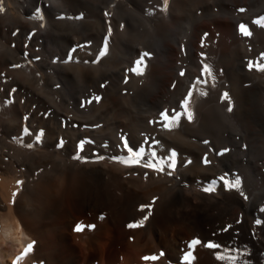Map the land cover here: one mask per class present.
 <instances>
[{
    "label": "rangeland",
    "instance_id": "rangeland-1",
    "mask_svg": "<svg viewBox=\"0 0 264 264\" xmlns=\"http://www.w3.org/2000/svg\"><path fill=\"white\" fill-rule=\"evenodd\" d=\"M21 2L13 14L0 9V142L5 143L4 150L16 145L26 148L21 158L27 173L51 177L60 167L56 164L59 151L67 160L76 161L87 156L89 149L111 150L119 145L130 156L122 138L116 146L97 136L112 115L130 120L127 125L135 134H130L127 143L134 152L144 149L140 158L158 164L165 161V170H170L167 161L176 146L172 142L182 137H188L187 142L197 140L198 136L200 146L211 142L210 148L216 147L214 154L223 157L226 168L232 166L230 172L243 170L248 159L264 172V72L247 67L249 61L264 62V0ZM217 23L230 26L226 38ZM241 23L249 27L251 36L239 31ZM112 24L118 34L114 38L109 37ZM140 42L146 43L144 50ZM102 51L105 54L100 56ZM145 52L150 55L141 65V74L133 73L135 61ZM204 64L212 70L208 76L203 75ZM189 91L193 93L187 109L193 113L191 121L183 107ZM224 92L229 93V100L223 99ZM165 110L170 116L175 112L184 115L165 127L160 116ZM210 116L220 117L213 124ZM118 133L122 135L123 130ZM86 134L93 139L87 138L91 143L81 151L79 143ZM72 137L77 141L72 142ZM197 151L202 158L185 160L182 174L210 158L207 149ZM259 198L264 207V190Z\"/></svg>",
    "mask_w": 264,
    "mask_h": 264
},
{
    "label": "bare ground",
    "instance_id": "bare-ground-1",
    "mask_svg": "<svg viewBox=\"0 0 264 264\" xmlns=\"http://www.w3.org/2000/svg\"><path fill=\"white\" fill-rule=\"evenodd\" d=\"M26 1L30 2L25 0V3ZM21 3V0H0V9L13 14ZM129 4L127 2L125 5L130 10ZM146 21L149 28V20ZM218 25L222 26L220 35L225 37L230 26L225 23ZM112 26L110 38L118 35L115 25ZM162 39L163 37L161 41ZM145 42H140L143 50L147 47ZM112 116L109 117L106 128H96L97 136L106 139L109 145L115 143L117 146L119 139L128 141L130 134L133 136L135 133L132 134L127 125L130 122L128 118L127 122L122 117L119 120ZM218 117L220 116L214 117V121ZM210 118L213 121L211 116ZM119 129L123 130L122 135L118 133ZM185 135L189 136L188 132ZM85 137L84 141L87 138L93 139L88 134ZM72 138L74 142L75 138ZM182 138L172 142V145H176L172 151L176 153L173 158L176 167H170V170L149 171V168L142 166L148 162L143 158H140L141 165L126 163L129 154L119 150V145L116 147L118 149L114 147L111 150L100 146L95 151L94 148L91 151L89 149L87 156L75 159L76 161L67 160L59 151V161L56 164L60 167L53 170L55 173L51 177L45 175L47 178L25 171L21 158L24 156L22 148L26 153L24 146L16 145L4 150L5 143L0 142V264H15L29 244L33 248L19 264H264V223H256L257 220L264 221V207L259 198L264 190L262 167L248 159L247 167L232 173V166L226 168L223 157L218 159L214 154L212 149L216 147L210 148L211 142L201 147L197 142L198 136L197 140L192 138L188 142V137ZM201 148L208 150L210 163L202 161L189 174H182L185 167L182 168L181 165L185 160L195 156L197 160L202 158L203 155L199 156L197 151ZM98 156L104 159H97ZM169 171L171 175H168ZM226 174L233 181L239 177L241 187L229 189L219 181L218 178ZM215 175L218 176L216 179L213 178ZM205 188L211 191L205 192ZM235 191H239L240 195ZM149 204L152 205L150 209L141 210L142 205ZM149 213V219L142 226L133 229L127 227L129 223L139 221ZM77 224L84 225L85 230L76 232ZM229 225L231 228L225 230ZM194 238H200L205 243L211 240L233 249L232 252L225 251L224 248L219 251L225 256H237L236 261L219 260L217 250L205 246L193 248L190 241ZM236 249L239 250L238 253ZM189 252L192 255L185 260L184 257ZM146 256L159 258L155 261L145 260Z\"/></svg>",
    "mask_w": 264,
    "mask_h": 264
},
{
    "label": "snow or ice",
    "instance_id": "snow-or-ice-1",
    "mask_svg": "<svg viewBox=\"0 0 264 264\" xmlns=\"http://www.w3.org/2000/svg\"><path fill=\"white\" fill-rule=\"evenodd\" d=\"M165 4H167V0H164ZM241 11H244V9H241ZM239 31L244 35V36H251L252 35V32L250 31L249 27L243 23H241L239 25ZM109 32H111V29H109ZM105 53L102 51L99 53L100 56H103ZM150 54L145 52L142 54L141 58L136 60L135 61V67H133L131 69V71L133 73H136V74H141L142 72V69H141V65L144 63V59L147 58ZM261 56L264 57V53H261ZM71 59V57H69V60ZM248 69L249 70H253V69H256V70H259L260 72H264V62H261V63H258L256 61H249L248 62V65H247ZM211 68L209 65L207 64H204L203 65V75L204 76H208L211 74ZM181 76L185 75L184 72H181L180 73ZM197 81L200 82V78L198 77L197 78ZM203 83H207V80H204L202 81ZM195 87V85H193V88ZM192 91H189L188 92V98L184 99L183 101V107L185 109V111H187L188 109V105H189V99L192 97ZM96 100L100 99L99 97H96L95 98ZM223 99L224 100H229V93L228 92H224L223 93ZM91 102V101H89ZM228 111L231 112L232 111V107L231 105L229 106L228 108ZM182 115H184L183 112H175L173 115H169V112L168 110H165V111H162L160 113V116H161V121L164 123V126L167 127L168 126V123L169 122H174L176 120H178ZM187 119L189 121H191L193 119V113L191 111H187ZM36 140L39 141L40 140V136L37 135L36 137ZM86 143H91V141H80L79 143V149L82 151L85 147V144ZM205 143H208V141H205ZM32 145H29V147H31ZM124 147L127 149V151L131 154L129 157H128V160L125 161L126 163L130 162L132 164H136V165H141V160H140V157H142L144 155V149H140L138 152H134V150L132 149V147H130L127 143V140L124 141ZM228 149H224V152H227ZM219 154H223V153H219ZM157 155V153L153 152L152 153V156L155 157ZM176 156V153L173 152L171 154V157H169V161H167V163H169V166L174 168L176 165H175V161H174V157ZM77 159H79L80 157H76ZM97 159H104V157L102 156H98ZM115 159V158H113ZM123 159V158H121ZM166 163L165 161H161L159 164L158 163H155L153 162L152 160H149L148 162L144 163L142 166L145 167V168H151V169H155V170H158V171H163L164 168H163V164ZM204 163L205 164H208L210 163V161L205 157L204 159ZM171 171L168 172V175H171ZM219 181H221L226 187H228L229 189H239L241 187V180L239 177H237L234 181L233 180H230L227 178V174L226 175H222L220 176L219 178ZM18 183H22V182H18ZM205 192H208V191H211V189L209 188H205L204 189ZM15 195V194H14ZM152 207V205H142L141 206V210H144V209H150ZM151 213H149V215H145L143 217V219L139 220V221H136V222H132V223H129L127 225V227L129 229H133V228H138L140 226H142L148 219H149V216H150ZM257 224H262L264 223V221H260V220H257L256 221ZM94 227V226H92ZM231 226H226L225 230H228L230 229ZM85 230V226L82 225V224H77V226L75 227V231L76 232H82ZM190 245L194 248L196 246H205L207 247L208 249H212V250H217V259L219 260H232L233 262L236 261L237 259V256H233V255H223L219 250L221 248H224L225 251H228V252H232L234 251L233 249H229L227 248L226 246L224 245H221L219 243H216L214 241H207L206 243L204 241H202L200 238H194L190 241ZM33 248V245L32 244H29L28 247L25 249L24 251V254L21 256V257H18L17 258V261L15 262V264H19V261L21 259L24 258V256H26L28 253L31 252ZM237 253L239 252L238 249L235 250ZM162 255V254H161ZM192 253L189 252L188 253V256H185L184 259L185 260H188L189 257H191ZM159 257L158 256H151V257H144L145 260H157Z\"/></svg>",
    "mask_w": 264,
    "mask_h": 264
}]
</instances>
